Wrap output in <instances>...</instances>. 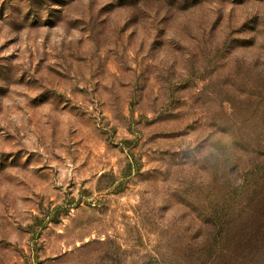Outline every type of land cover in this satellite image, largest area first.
<instances>
[{"label":"rangeland","instance_id":"obj_1","mask_svg":"<svg viewBox=\"0 0 264 264\" xmlns=\"http://www.w3.org/2000/svg\"><path fill=\"white\" fill-rule=\"evenodd\" d=\"M0 264H264V0H0Z\"/></svg>","mask_w":264,"mask_h":264}]
</instances>
